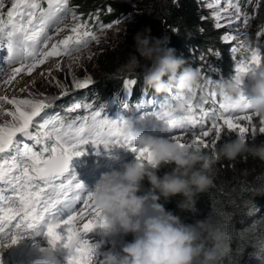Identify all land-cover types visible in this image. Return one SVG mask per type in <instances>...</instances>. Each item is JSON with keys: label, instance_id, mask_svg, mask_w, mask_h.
I'll use <instances>...</instances> for the list:
<instances>
[{"label": "snow or ice", "instance_id": "obj_1", "mask_svg": "<svg viewBox=\"0 0 264 264\" xmlns=\"http://www.w3.org/2000/svg\"><path fill=\"white\" fill-rule=\"evenodd\" d=\"M9 2L10 7L5 11V0H0V90L5 92L53 58H59L55 63L57 71L61 70L65 58L78 61L80 57L75 54L93 42H101L98 33L120 23L116 20L104 24L98 14L91 13L85 18L71 0ZM204 6L210 10L208 18L213 19L215 28L230 29L221 39L231 45L235 73L264 77V27L256 33L255 46L248 40L254 13L247 12L240 0H208ZM93 19L94 25L90 23ZM61 33L67 34L57 39ZM211 54L220 55L219 52ZM235 54L241 58L237 60ZM200 60L203 62L204 57ZM200 70L203 72V63ZM40 75L51 77L52 69L41 71ZM205 80L206 94L196 89L192 100L183 106L177 105L175 114L157 113L168 130L167 139L181 150L201 144L203 150L214 153L224 141L225 132H234L247 140L264 133V117L238 106L250 99L243 87L238 104L227 105L211 86L216 80L208 76ZM53 81L60 88V96L69 94L67 86L55 78ZM93 83L90 75L81 79L73 74V89H85ZM123 84L130 94L137 80L126 79ZM30 88L31 85L19 88L20 96L0 95V264H3L5 248L19 243L26 235L41 233L51 247L62 244L69 250L68 264H99L96 245L83 234L101 226L100 212L92 199L93 190H88L79 180L71 167L72 160L84 155L83 146L89 142L97 149L100 145L129 147L137 159L146 163L152 161L151 150L123 136L121 129L127 121L123 117H107L104 106L74 102L66 107L63 115H47L46 110L59 97L33 93ZM174 95L177 101L185 99ZM77 110H84L86 114L69 116ZM261 246L264 247V238Z\"/></svg>", "mask_w": 264, "mask_h": 264}, {"label": "clouds", "instance_id": "obj_2", "mask_svg": "<svg viewBox=\"0 0 264 264\" xmlns=\"http://www.w3.org/2000/svg\"><path fill=\"white\" fill-rule=\"evenodd\" d=\"M134 41V52L127 67L133 70L140 67L136 53L153 62L146 69L143 82L157 94H168L160 105L161 112L175 114L177 105L183 106L192 100L196 89L207 93V81L200 68L186 66L188 62L177 56L175 49L165 47L164 39L153 36L150 27L137 32ZM247 76L244 72L235 73L229 79L216 80L211 86L225 104L237 105ZM252 92L249 101L238 106L264 117V78L257 80ZM174 94L185 99L177 101ZM126 121L122 135L150 149L152 161L126 162L120 169L104 172L97 181L92 199L100 212L101 227L111 233L134 237L120 251L104 253L99 264H219L228 251L227 234L209 218L188 223L181 215L166 209L161 201L181 195L183 199L178 202V208L195 214L198 195L212 184L213 165L223 159L233 161L245 155L264 161V142L250 143L237 137L225 140L209 155L201 144L181 150L171 140L143 134L132 120ZM172 164L174 168L170 172L158 175L161 167ZM145 179L151 184L148 191L143 190ZM38 241L48 250L33 264H59L56 249L50 246L48 238L40 237ZM75 254L73 250L72 255Z\"/></svg>", "mask_w": 264, "mask_h": 264}, {"label": "trees", "instance_id": "obj_3", "mask_svg": "<svg viewBox=\"0 0 264 264\" xmlns=\"http://www.w3.org/2000/svg\"><path fill=\"white\" fill-rule=\"evenodd\" d=\"M240 2L247 12L254 13V19L250 20L248 29V40L255 46L256 33L264 27V0H251L250 3L248 0H240ZM257 3H259L258 9ZM72 4L79 6L78 12L83 13L85 18L90 13L98 14L99 21L104 24L122 20L131 12L137 11L134 6L140 10L153 7L152 24L148 26L152 30V35L164 39L165 47L175 49L176 55L188 62L186 66L201 68L203 63L202 73L213 80L229 79L235 75L236 62L231 45L221 39L225 33L229 32V28L214 27V21L208 18L210 16L202 0H177L176 4L173 0H73ZM109 8L112 9L111 12L107 11ZM201 17L207 19H201ZM90 23L94 25L95 20L93 19ZM210 50L219 52L220 55L214 56ZM130 52L133 53L134 49ZM136 55L140 61L139 68L128 70L113 68L110 65L104 66L98 70L95 77L97 82L93 84V88L87 92L79 89L69 93L61 98L63 100L61 103L56 105L54 102V106L46 112L54 110L63 115L66 107L73 102H87L94 106L109 107L111 104L122 102L124 95L128 93L130 110L134 103L146 104L152 109L145 115L156 120L155 116L158 118L160 105L168 94H157L153 89L145 87L143 77L146 69L150 68L153 62L144 59L139 53ZM201 56L204 57L203 62L200 60ZM235 58L238 60L241 55L235 54ZM126 79L137 80L130 94L123 84ZM40 92L47 96L57 95L54 90H40ZM76 115H83V110L69 114L70 117ZM225 140L230 138L224 137ZM204 152L212 154L211 150H204ZM241 157H250V155ZM225 161L226 159H223L215 164ZM173 168L174 164L161 167L158 175L163 176ZM210 175L212 184L198 195L195 214L182 212L178 208V202L183 199L181 195L161 202L165 203L166 209L181 215L188 223L209 218L215 226L227 234L228 251L220 258L219 264H264V247L261 246V239L264 238V163L257 164L255 160L253 165H247L241 169H223L221 172L210 173ZM142 183L144 191L151 188L147 179ZM241 232L244 233L243 236L240 235ZM133 238L132 234H127L125 243Z\"/></svg>", "mask_w": 264, "mask_h": 264}, {"label": "rangeland", "instance_id": "obj_4", "mask_svg": "<svg viewBox=\"0 0 264 264\" xmlns=\"http://www.w3.org/2000/svg\"><path fill=\"white\" fill-rule=\"evenodd\" d=\"M72 1L73 0H71V2ZM202 2L203 5H205L208 0H202ZM8 7H10V2L9 0H5V11ZM134 7L137 11H133L128 16L124 17L122 20H120L118 25L114 26L113 29L98 33L102 37L99 44L93 42L88 48L84 49L80 53L75 54L80 57L78 61L72 62L65 58L61 64V70L57 71L55 69V63L59 58H53L49 63L41 66V68H39L31 76H25L14 89L8 90L7 92L0 90V95L7 94L9 96H20L22 94L18 91V89L24 87L25 85H31L30 91L33 93H41L40 90H54L57 92V95H51L49 97H59L55 100L56 105H58V103L63 101L61 98L64 96H60V88L57 87L56 83L53 81V78L59 80L62 85L67 86L70 90L69 93H71L73 91L79 90L73 89L72 87L73 74L81 79L90 75L94 80L93 84H95L97 82L95 77L98 74V70L104 66L110 65L113 68L119 67L129 70V67H127V61L132 54L130 51L134 49V36L142 28L150 26L154 16L152 9L153 7H146V9L141 10L137 9L136 6ZM205 8L207 9L210 16V10L207 7ZM125 27L127 28L126 32H124ZM65 34L67 33H61L57 39L63 38ZM89 55H91V59L88 58ZM69 65L71 66L69 67ZM49 69H52L51 77L40 75L41 71L47 72ZM255 76L261 78L258 75ZM33 81L35 82L34 85L32 83ZM256 82L257 81L248 79L242 85L246 95L249 97L253 95L252 88ZM93 84L85 88L84 91L87 92V90L93 88ZM23 95H26V93ZM122 109H125V107L123 106ZM255 122L257 127H259V122ZM161 127L167 130L164 122L161 124ZM158 130L160 131L161 129ZM223 135L224 137H228L230 139H235L238 137L234 132H225ZM159 137L167 138L168 130L166 133L159 135ZM249 142L256 144L264 142V133H260L254 138L249 139ZM83 149H86L84 155L74 157L71 167L75 174L78 175L79 180L84 183L88 190H94L97 181L104 172L110 171L113 168L120 169L124 163L137 159L135 152H133V155H131L130 158L125 156V148L121 147L110 150L109 148L104 147L102 150H100L97 149L94 144L89 142L83 146ZM100 151H108L110 155L108 157H103V155L100 154ZM255 160L257 164H260L261 162L264 163V161H261L258 158H253L252 156L245 158L238 157L233 161L226 160L225 162H220L213 165L211 174L221 172L223 169H241L242 167H247V165L255 164ZM83 235L84 238L96 245V255L98 257V261L103 258L104 253L108 251H120L122 246L125 244V239L127 236V234L123 233H111L106 228L101 226H97L91 232ZM25 237L20 240L22 241L20 243L21 250H19L18 255L13 251L14 248L17 247L18 243L3 250V264H33V261L39 258L45 252L44 249H48L46 245L38 241V238L45 237L43 233L35 236L26 235ZM55 249L59 264H68L67 256L69 250L63 247L62 244L57 245Z\"/></svg>", "mask_w": 264, "mask_h": 264}, {"label": "bare ground", "instance_id": "obj_5", "mask_svg": "<svg viewBox=\"0 0 264 264\" xmlns=\"http://www.w3.org/2000/svg\"><path fill=\"white\" fill-rule=\"evenodd\" d=\"M22 241H20L19 243H18V245H17V247H15L14 248V252L18 255V253H19V250H21V248H20V243H21ZM22 246V245H21ZM16 249V250H15Z\"/></svg>", "mask_w": 264, "mask_h": 264}]
</instances>
